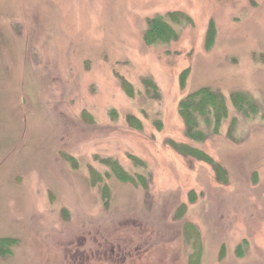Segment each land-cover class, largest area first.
Here are the masks:
<instances>
[{
  "label": "rangeland",
  "instance_id": "374dc122",
  "mask_svg": "<svg viewBox=\"0 0 264 264\" xmlns=\"http://www.w3.org/2000/svg\"><path fill=\"white\" fill-rule=\"evenodd\" d=\"M0 264H264V0H0Z\"/></svg>",
  "mask_w": 264,
  "mask_h": 264
},
{
  "label": "trees",
  "instance_id": "16d2710c",
  "mask_svg": "<svg viewBox=\"0 0 264 264\" xmlns=\"http://www.w3.org/2000/svg\"><path fill=\"white\" fill-rule=\"evenodd\" d=\"M181 17L184 18L183 15H181ZM185 20L188 21V18H185ZM214 36V25L213 22L210 21L205 37L206 48H209L212 45ZM174 37L175 32L169 24V21L165 20L163 17L148 19L147 30L144 33V40L147 44L151 45L158 42L166 43ZM187 73V71L181 73L179 78L181 84H184ZM148 81L149 80L146 79L143 81L147 87V83H149ZM123 86L129 87V85L125 83ZM229 99L237 110L242 111L245 115L251 114L248 110L252 109L253 105L246 95L231 93ZM227 110L226 99L224 96L207 87L200 88L187 94L180 99L178 103V114L185 125V134L187 137L196 141L204 138V131L201 128V124L210 128V130L215 133L218 132L222 121L227 118ZM185 151L200 160L207 161L216 169L217 166L213 163L212 159L201 151L192 148H186Z\"/></svg>",
  "mask_w": 264,
  "mask_h": 264
}]
</instances>
